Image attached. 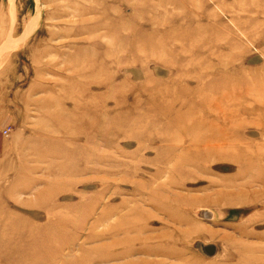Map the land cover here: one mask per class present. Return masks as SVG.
Masks as SVG:
<instances>
[{
  "label": "rangeland",
  "instance_id": "1",
  "mask_svg": "<svg viewBox=\"0 0 264 264\" xmlns=\"http://www.w3.org/2000/svg\"><path fill=\"white\" fill-rule=\"evenodd\" d=\"M0 264H264V0H0Z\"/></svg>",
  "mask_w": 264,
  "mask_h": 264
}]
</instances>
